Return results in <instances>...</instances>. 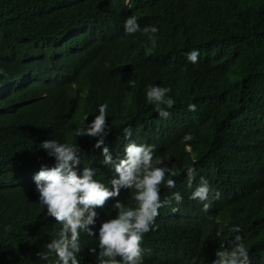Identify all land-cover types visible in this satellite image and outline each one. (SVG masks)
Listing matches in <instances>:
<instances>
[{
    "label": "trees",
    "instance_id": "16d2710c",
    "mask_svg": "<svg viewBox=\"0 0 264 264\" xmlns=\"http://www.w3.org/2000/svg\"><path fill=\"white\" fill-rule=\"evenodd\" d=\"M132 15L141 29L158 28L150 56L148 36L125 35ZM192 50L196 64L187 60ZM149 85L171 89L168 119L147 102ZM105 103L111 132L97 149V138L74 133ZM49 139L79 147L78 170L96 168L109 188L103 147L118 161L131 141L154 145L177 169L176 187L161 185L160 198L179 192L182 203L159 209L143 237V264H213L236 235L251 264H264V0H0V264H58L55 254L37 256L61 228L34 182L55 166L40 148ZM186 165L196 169L192 189ZM201 177L221 193L208 213L189 199ZM131 197L122 189L96 209V236L81 233L79 264H98L99 228L116 218L117 199L134 207Z\"/></svg>",
    "mask_w": 264,
    "mask_h": 264
},
{
    "label": "clouds",
    "instance_id": "9594fccd",
    "mask_svg": "<svg viewBox=\"0 0 264 264\" xmlns=\"http://www.w3.org/2000/svg\"><path fill=\"white\" fill-rule=\"evenodd\" d=\"M125 3L127 4L128 0H125ZM124 29L125 35L142 31L148 36L152 47L146 48L145 55L152 54V49L156 47L157 27L146 26L141 29L137 17L132 15L125 20ZM199 55L196 50L190 51L187 54L188 62L198 63ZM170 91V88L155 85H149L146 90L147 102L156 106V112L163 119L170 117L169 109L175 105V100L168 95ZM107 108L106 103L101 104L95 119L85 128L76 129L75 136L97 138L95 147L101 148L106 136L111 132ZM188 110L195 112L196 105L189 104ZM123 134L125 138L130 139L133 135L132 128L125 127ZM192 139V134L188 133L183 137V142ZM40 148L46 151L50 158H54L55 166L43 167L34 176L39 202L46 207L47 215L54 218L61 228L56 237L47 243V251L37 253L38 258L47 261L49 254H55L58 264H79L77 254L81 252V233L96 236L93 231L98 218L96 209L104 208L110 199L119 198L123 189L132 193L131 198L135 206H126L119 199L116 200V218L103 222L99 228L98 264H143V237L153 229L159 209L170 206L173 201L176 204L182 203L183 197L179 192L164 201L160 198L161 185L168 189L176 187L173 177L179 175L177 169L168 167L162 158L155 156L154 145L131 141L126 145L124 157L118 161H113L110 150L103 147L102 163L111 165L114 172L109 181V188L95 179L96 168L83 167L82 172L78 170L81 164L79 147L49 139L43 141ZM185 170L187 187L192 189L196 169L186 165ZM220 198L221 193L214 190L203 177L189 197L198 201L205 213H208L212 203ZM177 211L178 208H172L173 213ZM231 231L239 233L241 228L235 226ZM90 252L96 254V248H91ZM216 257L213 264H251L248 247L240 235L234 237L230 248L221 246L216 251Z\"/></svg>",
    "mask_w": 264,
    "mask_h": 264
}]
</instances>
